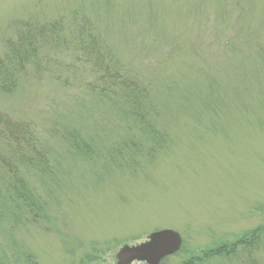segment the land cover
I'll return each mask as SVG.
<instances>
[{"label":"rangeland","instance_id":"1","mask_svg":"<svg viewBox=\"0 0 264 264\" xmlns=\"http://www.w3.org/2000/svg\"><path fill=\"white\" fill-rule=\"evenodd\" d=\"M61 20L93 25L146 84L151 119L142 130L91 94L86 68L71 69L85 82L65 73L71 50L0 94L45 153L44 170H24L30 212L0 182V264H117L162 230L183 239L163 264H184L264 228V0H0V55L22 23ZM258 248L264 264V235Z\"/></svg>","mask_w":264,"mask_h":264},{"label":"trees","instance_id":"2","mask_svg":"<svg viewBox=\"0 0 264 264\" xmlns=\"http://www.w3.org/2000/svg\"><path fill=\"white\" fill-rule=\"evenodd\" d=\"M87 25L83 21L69 30L65 28L67 26L63 20L45 24H35L31 21L22 23L15 40H9L5 51L0 55V94L16 93L28 72L46 70L50 65H54L49 60V52L63 49L67 53L71 50L72 66H64L63 71L85 82V79L71 72V69L86 68L89 75L95 77L86 85V90L101 99L121 103L128 119L134 120L144 130L146 122L149 123L151 119L152 110L146 84L137 77L138 75L126 71L93 25L86 30ZM49 76L57 82H60L59 78L62 77L50 73ZM154 133L161 132L155 130ZM132 148L135 153H143L140 146ZM157 150L150 147L146 156L152 157ZM44 164L45 153L39 144L34 125L30 122H16L0 111V182L5 185L13 203L25 207L27 201L35 198L24 176V170H44ZM26 210L30 212L27 208ZM263 235L264 228H258L231 243L206 251L201 258L186 261L184 264H197L212 258L243 260L242 264H260L255 253L262 243Z\"/></svg>","mask_w":264,"mask_h":264},{"label":"water","instance_id":"3","mask_svg":"<svg viewBox=\"0 0 264 264\" xmlns=\"http://www.w3.org/2000/svg\"><path fill=\"white\" fill-rule=\"evenodd\" d=\"M174 230H162L149 235L147 240L135 246L128 244L116 253L117 264H161V262L180 252L183 241Z\"/></svg>","mask_w":264,"mask_h":264}]
</instances>
